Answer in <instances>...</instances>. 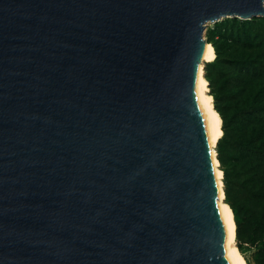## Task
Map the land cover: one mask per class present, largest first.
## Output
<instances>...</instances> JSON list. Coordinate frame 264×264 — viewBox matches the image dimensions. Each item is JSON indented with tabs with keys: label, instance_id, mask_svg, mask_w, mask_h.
<instances>
[{
	"label": "water",
	"instance_id": "95a60500",
	"mask_svg": "<svg viewBox=\"0 0 264 264\" xmlns=\"http://www.w3.org/2000/svg\"><path fill=\"white\" fill-rule=\"evenodd\" d=\"M263 16L264 0H0V264H232L205 30Z\"/></svg>",
	"mask_w": 264,
	"mask_h": 264
},
{
	"label": "trees",
	"instance_id": "16d2710c",
	"mask_svg": "<svg viewBox=\"0 0 264 264\" xmlns=\"http://www.w3.org/2000/svg\"><path fill=\"white\" fill-rule=\"evenodd\" d=\"M207 40L216 57L207 64L206 76L222 119L217 158L224 172L225 201L237 226L236 245L242 252L243 230L252 218L237 204L235 193L254 194L257 189V197L264 199V17L225 18L214 24ZM255 241L252 226L247 243Z\"/></svg>",
	"mask_w": 264,
	"mask_h": 264
},
{
	"label": "bare ground",
	"instance_id": "6f19581e",
	"mask_svg": "<svg viewBox=\"0 0 264 264\" xmlns=\"http://www.w3.org/2000/svg\"><path fill=\"white\" fill-rule=\"evenodd\" d=\"M216 53L213 45L209 44L207 46L205 52V61L211 62L215 59ZM202 88L201 91L204 93V106L209 112L212 121V137L209 142V147L211 150L213 165L215 168L217 186H218V208H219V216L220 223L223 235V242L226 251V255L231 261L232 264H248L246 259L244 258L242 252L239 250L236 245V237H237V226L234 219V214L231 206L225 201V193L223 189V173L221 169H219V162L216 156V145L219 138L222 136V119L218 112L215 110L213 105V99L211 95L208 93V83L205 77H201Z\"/></svg>",
	"mask_w": 264,
	"mask_h": 264
},
{
	"label": "rangeland",
	"instance_id": "374dc122",
	"mask_svg": "<svg viewBox=\"0 0 264 264\" xmlns=\"http://www.w3.org/2000/svg\"><path fill=\"white\" fill-rule=\"evenodd\" d=\"M264 17V16H263ZM215 23H209L206 30H205V37L206 39L208 38L209 33L211 30L214 28ZM208 41V40H207ZM209 44L212 45L211 42L208 41ZM209 62H205V67H204V74H205V79L208 83V90L209 94L211 95V88H210V81L208 77L206 76L207 69L206 66ZM212 99L213 96L211 95ZM213 105H214V100H213ZM215 108V106H214ZM219 114V113H218ZM220 139V138H219ZM218 142V141H217ZM217 151V150H216ZM218 159V158H217ZM219 162V160H218ZM220 163V162H219ZM219 169H221L219 167ZM223 173V185L224 183V172L221 169ZM225 187L223 186V189ZM257 189L253 191L254 194H251V192H243L241 190H237L235 193V200L238 205L241 207H244L245 210L247 211L246 214L252 218V224L249 225L248 228L243 230V237H242V244H243V251L242 254L244 258L246 259L248 264H264V199L259 198L260 195L257 197ZM245 213V211H243ZM245 214L246 221L247 215ZM251 221V220H250ZM249 224V221H247ZM254 226L255 230V238L256 241L253 245H250L247 243L248 235L250 234V229ZM238 243V240H236V244Z\"/></svg>",
	"mask_w": 264,
	"mask_h": 264
}]
</instances>
